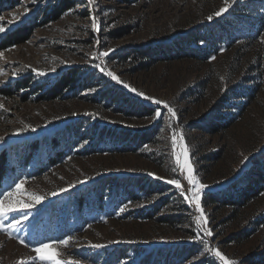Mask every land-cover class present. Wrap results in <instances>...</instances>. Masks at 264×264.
<instances>
[{
	"label": "rangeland",
	"instance_id": "rangeland-1",
	"mask_svg": "<svg viewBox=\"0 0 264 264\" xmlns=\"http://www.w3.org/2000/svg\"><path fill=\"white\" fill-rule=\"evenodd\" d=\"M61 1H0V26L4 27L0 32V149L59 129L67 121L92 116L96 114V106L112 125L121 124V128L139 136L146 133L149 140L127 151L69 155L42 174L30 169L9 174L10 178L3 182L0 191L9 186L14 188L15 183L25 180L28 192L43 195L45 199L29 210L11 214L22 223L11 233L0 231V264H32L33 247L40 242L69 236L72 237L70 245L59 248L61 258L79 264L103 263L109 253L120 247L127 248L129 256H123L118 264H136L142 255L159 256L163 249L183 244L191 247L190 256L178 258L177 264H222L205 251L200 240L229 260L248 264L244 258L264 250V226L246 239L237 240L236 234L250 223L249 218L264 213V192L248 206L246 218L231 217V209L227 206L215 207L201 202L206 227L212 233L206 236L201 231L202 239L191 236L192 226L187 224L176 230L124 213L138 207L134 204L125 206L124 211L94 217L73 230L72 227L66 230L68 225L72 226V221L66 223V219L71 216L69 199L75 190L107 175H133L143 177L144 183L151 186L162 184L165 190L160 195H152L150 200L167 197L170 203L178 204L172 193L178 195L180 190L166 181L180 179L186 195L191 186L184 174L174 171L173 133L183 135L194 174L205 186L224 176L238 178L245 173L254 157L264 151V27L258 34L255 28L250 37L235 38L206 60L163 56L144 69H134L137 63H119L115 54L136 48L149 50L153 55L158 47L167 54L166 46L172 44L178 34L192 31L209 16L214 17L224 6V0H93L92 3L70 0L69 7L59 17L45 20L49 8ZM236 1L229 0L232 5ZM93 20L97 24L95 30ZM27 21L31 23L30 29L24 32L27 35L24 41L4 43L11 30ZM114 30H117L115 35L112 34ZM104 52L108 55H101ZM73 66L81 70L80 78L88 77L85 89L77 88L73 97L63 103L38 99L39 92L33 90L34 84H43ZM108 72L117 76L119 82L108 76ZM249 75L259 80V93L254 101L245 112L237 114L227 129H219L216 133L205 130L211 123L207 118L221 111L218 100L231 101L232 97L228 98L231 89L238 88ZM21 79H27L26 84L18 87ZM7 88L10 91L6 94L3 89ZM101 89L117 99L112 106L97 105L91 100ZM155 100L162 103L156 104ZM165 103L175 111V118L168 113ZM147 107L151 112L145 113ZM157 111L161 113L158 119L155 117ZM121 128L117 127L116 132ZM21 129L25 130L19 131ZM206 165L209 166L207 171ZM69 185L75 186L67 192L58 191ZM53 192L57 195H51ZM191 207L192 217L199 215L195 206ZM173 211L170 204L155 216ZM24 214L27 220H23ZM94 244L104 247L90 246Z\"/></svg>",
	"mask_w": 264,
	"mask_h": 264
},
{
	"label": "trees",
	"instance_id": "trees-1",
	"mask_svg": "<svg viewBox=\"0 0 264 264\" xmlns=\"http://www.w3.org/2000/svg\"><path fill=\"white\" fill-rule=\"evenodd\" d=\"M0 1H18V0H0ZM127 2V0H124ZM70 0L56 2L49 8L45 20L59 17L66 8L69 7ZM229 12L222 16L214 17L201 22L194 27L192 31L180 33L173 40L172 44L166 46L167 54L158 47V52L149 50H139L129 48L115 54L119 63L131 62L138 65L134 69H144L154 59L159 57H192L194 59L206 60L218 52L222 47L228 46L235 38L250 37L253 29L257 28L258 34L264 27V3L262 0H237L232 5ZM30 21L24 22L20 28L13 29L5 37L4 43H19L26 39L25 31L30 29ZM117 30L112 31L115 35ZM26 33V32H25ZM24 34V36L22 35ZM80 69L73 66L67 69L57 77L44 81L43 84H34V91H38L39 100H52L63 103L65 99H71L73 93L78 88L85 89L88 85V77L80 78ZM27 79L18 81L17 86L23 87ZM259 80L255 75H249L239 84L238 88H232L229 99L218 100L217 106L220 110L217 114L211 115L210 126L205 127L211 133H216L219 129H227L236 119L237 114L245 112L248 105L254 101L259 93ZM9 93V88L3 89ZM78 97H84L78 94ZM97 105L112 106L117 100L109 97L105 89H101L96 95L91 97ZM107 100V101H105ZM123 106L124 104L120 102ZM121 106V107H122ZM95 107L96 114L87 118L79 117L72 121H67L63 126L54 131H47L41 136L35 135L17 141L9 147L0 149V187L3 182L10 178L9 174L30 169L31 172L42 174L47 168L60 164L67 156L79 154L89 155L91 153L101 152L103 150L127 151L131 146H138L149 140L147 134L139 136L132 133L127 128H121V124L112 125L111 121L102 115L101 108ZM100 109V110H99ZM145 113L151 112L147 107ZM227 111L228 113H225ZM129 112V111H127ZM110 121V122H109ZM115 126V127H114ZM122 130L116 132V128ZM52 130V129H51ZM128 136V137H127ZM111 144V146H110ZM209 166H205V170ZM143 177L135 176H112L107 175L98 180L89 181L83 184L69 199L71 216L66 219V223L72 221V227L76 229L94 217L105 214H113L127 205H138L126 210L124 213L130 216H137L146 220H152L160 227L180 229L187 224L192 226L193 237H197V228L193 222L192 207L183 196L172 193L178 199V204L170 203L168 198L162 197L150 200L152 195L161 194L164 185L151 186L150 183H144ZM264 192V151L254 157V161L243 174L238 178H219L215 183L206 186L201 196L203 205L227 206L231 209L230 216L239 215L246 218V209L253 200ZM173 202V201H172ZM145 203V204H143ZM174 210L172 213H163L157 215L162 208L170 206ZM176 204V205H174ZM250 223L236 234L237 240L249 238L255 231L264 226V213L249 218ZM199 238H203L201 231ZM190 248L185 244L175 248H165L160 255L153 257L145 254L136 260V264H177L178 258L186 259L190 256ZM128 257L127 248L109 253L108 258L100 264H118L122 257ZM248 264H264V250L249 255L244 258Z\"/></svg>",
	"mask_w": 264,
	"mask_h": 264
},
{
	"label": "snow or ice",
	"instance_id": "snow-or-ice-1",
	"mask_svg": "<svg viewBox=\"0 0 264 264\" xmlns=\"http://www.w3.org/2000/svg\"><path fill=\"white\" fill-rule=\"evenodd\" d=\"M90 3L93 0H89ZM232 4L229 0H224V6L221 7L218 11L214 13L216 17L221 16L228 12L231 8ZM213 17L209 16L208 19L211 20ZM93 29H97V24L95 20H93ZM4 31V27L0 26V32ZM103 56H107L108 53H101ZM214 59V57H213ZM99 67V66H98ZM103 71V69H101ZM113 80H118V77L115 76L112 72L107 73ZM135 91V89H133ZM139 95H143V93H139ZM156 104L162 103L159 100L154 101ZM165 107L168 110V113L171 117L175 118L176 113L168 105L165 103ZM161 113L157 111L155 113V117L160 118ZM25 129H21L19 131H24ZM35 131V129H33ZM184 138L182 134L173 133L171 138L172 148H173V156L175 159V169L174 171H180L184 174V179L187 181V184L191 186L188 190L189 194H185L184 189L181 185L180 179H170L166 182L170 185H174L176 189L180 190V195L184 197V199L191 205L195 206L196 211L199 215L193 217V222L196 225L198 230L196 239H199V232L203 231L206 236H211V230L206 227L207 219L205 217V213L203 208L201 207V191L206 187L204 184L200 182L197 176L194 174L193 165L189 161V151L186 145L184 144ZM179 147V151L177 148ZM149 176L154 175L153 173H148ZM159 179V177H157ZM26 181L20 180L15 183L14 188L9 186L8 189L0 191V231H8L11 233L16 230L22 223L20 218L12 217L11 214L16 212L17 210H29L33 208L35 205H39L45 197L43 195L28 192L24 185ZM83 183V182H80ZM75 185H69L66 188H60L58 191L60 193L69 191L70 188ZM51 195H57L56 192L51 193ZM27 197V199H25ZM125 209L121 208L120 211H124ZM27 214L23 215V220H27ZM7 221V223H6ZM72 237L69 236L67 238L59 239V240H51L50 242H40L38 246L32 248V251L35 253V258L32 261V264H79L78 261H65L61 258V252L59 248L61 246L67 247L70 245ZM21 243H25L24 240L20 241ZM200 243L205 245V251L211 253L214 257L218 258L222 264H237L236 261L229 260L226 256H224L219 250L209 248L207 246V242L204 240H200ZM93 248H101L104 245L94 244L90 245ZM21 264H26V262H21Z\"/></svg>",
	"mask_w": 264,
	"mask_h": 264
}]
</instances>
